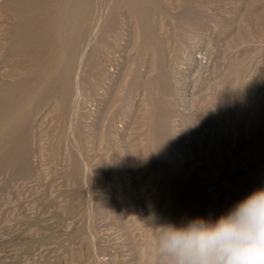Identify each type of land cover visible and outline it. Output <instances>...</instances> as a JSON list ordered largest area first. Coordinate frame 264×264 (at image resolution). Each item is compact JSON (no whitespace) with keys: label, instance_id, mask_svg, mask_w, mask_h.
Instances as JSON below:
<instances>
[{"label":"rangeland","instance_id":"1","mask_svg":"<svg viewBox=\"0 0 264 264\" xmlns=\"http://www.w3.org/2000/svg\"><path fill=\"white\" fill-rule=\"evenodd\" d=\"M78 2L0 0V264H161L264 187V0Z\"/></svg>","mask_w":264,"mask_h":264},{"label":"clouds","instance_id":"2","mask_svg":"<svg viewBox=\"0 0 264 264\" xmlns=\"http://www.w3.org/2000/svg\"><path fill=\"white\" fill-rule=\"evenodd\" d=\"M157 229L161 264H264V187L215 220L195 217Z\"/></svg>","mask_w":264,"mask_h":264},{"label":"bare ground","instance_id":"3","mask_svg":"<svg viewBox=\"0 0 264 264\" xmlns=\"http://www.w3.org/2000/svg\"><path fill=\"white\" fill-rule=\"evenodd\" d=\"M61 1V0H60ZM63 3V2H62ZM86 3V2H85ZM84 3V4H85ZM87 4V3H86ZM65 6L67 7H64L65 8V12H64V14H68V15H70L69 17V20H68V22H67V24L65 25V26H63L62 24H60V23H58L57 21H56V28H57V33H58V38H57V40L59 39V42H60V46L62 47V48H65L68 44H70L71 46H70V48H69V56L67 57V61L68 62H66L68 65H69V63L71 62V63H73L72 62V59H73V56H74V53L76 52L75 51V49H76V43H77V41H78V39H80V37H81V28H80V25H79V18H78V13L80 12V11H78L77 13H76V10H78L77 8H78V6H79V2H78V0H65ZM83 5L81 4V7H82ZM84 7H85V5H84ZM86 7H88V6H86ZM57 11V10H56ZM53 15V14H52ZM81 15V14H80ZM58 16V15H57ZM64 16V15H63ZM82 16V15H81ZM68 18V17H67ZM83 18V17H82ZM65 19V18H64ZM81 19V18H80ZM82 20H80V22H81ZM50 22H52V21H50ZM83 22H85V21H83ZM80 24H82V23H80ZM52 25H53V23H52ZM50 31V30H49ZM48 32V31H47ZM51 34V33H50ZM82 39V38H81ZM71 42H72V44H71ZM59 45V44H58ZM40 47V46H39ZM49 48V47H48ZM61 49V48H60ZM66 49V48H65ZM78 51V50H77ZM60 52V51H59ZM54 61V60H53ZM66 64V65H67ZM71 65V64H70ZM58 66V65H57ZM62 66V65H61ZM67 67V66H66ZM65 68V67H64ZM67 69H68V67H67ZM66 69V70H67ZM63 71H64V69H63ZM64 73H65V71H64ZM78 73V72H77ZM68 74V73H67ZM49 78V77H48ZM51 79V78H50ZM50 79H48V80H50ZM36 80V79H35ZM41 80V79H40ZM51 81H53V80H51ZM31 82V81H30ZM29 82V83H30ZM38 84V83H37ZM62 84V83H61ZM42 86H44V85H42ZM49 85H47V86H45V89L44 90H46V91H48V89L50 90V88L52 87V85H50L49 87H48ZM47 87V88H46ZM66 87V86H65ZM68 87V86H67ZM59 89V88H58ZM62 89V88H61ZM53 91H55V90H53ZM67 89L65 90V94L67 93ZM51 92H52V90H51ZM47 95H49V94H46V96ZM52 95V94H51ZM26 96V95H25ZM32 97V96H31ZM58 97V96H57ZM26 99V98H25ZM27 100V99H26ZM15 103V102H14ZM73 106V105H72ZM74 108V107H73ZM14 110V109H13ZM66 112V111H65ZM12 117V116H11ZM26 119V118H25ZM2 123V122H1ZM13 125H16V123H14ZM17 127V126H16ZM15 127V129L17 130V128ZM3 129H4V127H2ZM2 128H0V130H3ZM6 128H8V127H6L5 126V129ZM11 129H13V127H11ZM8 130V129H7ZM9 130H10V128H9ZM8 130V131H9ZM15 130V131H16ZM4 131V130H3ZM15 131H11L12 133H14ZM1 132V131H0ZM6 132V131H5ZM4 132V133H5ZM11 133V134H12ZM2 134H3V132H2ZM7 134H9L10 136H11V134L10 133H7ZM15 134V133H14ZM14 134H12V135H14ZM17 135H15V137H16ZM14 137V136H13ZM17 138V137H16ZM1 139V138H0ZM8 139V138H7ZM9 140H11V138H9ZM1 141V140H0ZM6 141V140H5ZM4 141V142H5ZM19 141V140H18ZM7 142V141H6ZM9 143V142H8ZM9 145V144H8ZM7 145V146H8ZM19 145V144H18ZM6 146V145H5ZM5 146H4V149H6L5 148ZM20 147H21V144L19 145ZM10 147H11V149H10V151H12V154H11V157L13 158L14 156H13V153H15V150H16V152H17V149L16 148H18L17 147V142L15 141H13V142H11V144H10ZM20 147H19V149H20ZM0 148H2V146H1V144H0ZM9 148V147H8ZM7 150V149H6ZM5 150V151H6ZM2 151H4L3 150V148H2ZM5 151L4 152H2V154H4L5 153ZM6 154V153H5ZM16 154V153H15ZM17 155H20V153L19 154H17ZM2 157H3V155H1ZM4 156H6V155H4ZM7 157V156H6ZM6 157H4L3 159H5ZM18 157V156H17ZM8 159V158H7ZM7 159H6V161H7ZM12 160V159H11ZM14 160V159H13ZM15 160H17V158L15 159ZM9 161V160H8ZM16 162V161H15Z\"/></svg>","mask_w":264,"mask_h":264}]
</instances>
